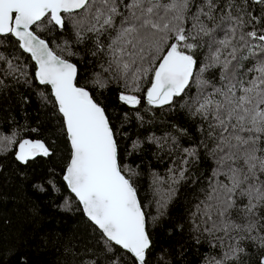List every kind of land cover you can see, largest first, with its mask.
<instances>
[{
	"label": "snow or ice",
	"instance_id": "1",
	"mask_svg": "<svg viewBox=\"0 0 264 264\" xmlns=\"http://www.w3.org/2000/svg\"><path fill=\"white\" fill-rule=\"evenodd\" d=\"M69 24L71 38L57 44L65 58L50 44ZM82 54L99 68L83 85L71 59ZM9 76L43 86L41 103L50 105L56 139L67 152L63 180L82 212L83 232L40 240L51 248L63 241L61 255L72 254L64 264H176L170 248L153 243L150 213L134 183L140 173L124 162L118 131L88 87L105 89L111 82L122 89L121 104L137 109L141 125L142 101L148 110L179 104L199 133L189 147L168 130L147 138L171 162L167 176L154 174L152 223L165 216L191 168L202 156L210 158L215 166L207 185L189 202L187 219L175 225L177 245L183 248L187 233L208 245L200 264H264V0H0V84ZM14 136L0 133V154L11 151ZM56 139L20 140L17 171L54 156ZM139 147L133 143V150ZM32 188L48 191L42 184ZM26 210L39 215L34 204ZM27 247L7 249L10 264H31Z\"/></svg>",
	"mask_w": 264,
	"mask_h": 264
},
{
	"label": "trees",
	"instance_id": "2",
	"mask_svg": "<svg viewBox=\"0 0 264 264\" xmlns=\"http://www.w3.org/2000/svg\"><path fill=\"white\" fill-rule=\"evenodd\" d=\"M68 29L69 31L64 33L58 41L50 44L58 55H63L65 58L68 57L60 51L57 44L63 45L66 39L71 38V24L68 25ZM71 59L78 66L81 85L85 80L90 82L99 72V68L94 66V58L90 55L82 54ZM28 60L25 71L31 77L34 75V64L30 58ZM18 63L23 66V61ZM88 87L94 99L105 107L118 131L117 140L120 143L124 162L140 173L134 178V183L144 210L150 213L149 231L156 249L170 248L176 264H200L202 256L208 250L207 243L196 244L185 233L181 249L177 245L181 237L175 225L187 219L189 202L200 194L198 190L201 185H207L205 177L211 176L215 162L202 156L200 162L191 168L190 179L180 185L165 216L158 222L152 223V216L157 214L154 174L161 177L167 176V169L171 166V162L166 155L158 153L156 146L149 144L147 139L152 135L161 136L165 130H168L179 136L183 147L194 146L199 138L196 126L179 108V104L171 111L167 108L148 110V106L143 101L139 111L145 117V121L141 125L136 117L137 109L123 105L119 101L118 95L122 89L118 84L111 82L107 88L100 89L93 88L89 83ZM43 90V86L37 85L34 81L25 83L21 77L20 82H17L11 76L6 77L5 83L0 84V130L3 131L0 133L7 134L15 131L18 134L16 139H18L20 135L25 136L31 132L34 135L46 137L47 143L51 144L59 133L55 119L49 111L50 105L45 107L41 103L40 92ZM135 94L143 96V92ZM173 125H179L180 128L186 129L187 133L185 135L176 133L172 128ZM33 128L40 131L33 132L31 131ZM134 142L140 144V147L135 150H133ZM56 143L60 147L54 149V156L41 157L35 161H29L27 165L19 166L23 169V174L17 171L18 164L9 152L6 155L0 154V167L3 169V175L0 176V195H2L0 198V253H4L0 257V264H10L6 250L13 246L19 247L22 243L29 246L26 251L29 253L31 264H64L66 259L72 257L69 252L61 255L64 248L63 241L56 248L40 245V240L50 233L57 235L64 233L70 236L77 230L83 232L80 224L82 212L77 210L74 197L65 188L61 179L64 167L63 157L67 155V152L61 140L56 139ZM129 152H132V155H128ZM161 156L164 158L161 159ZM197 176L200 177L199 180L196 179ZM33 184H42L48 191H35L32 188ZM50 186L55 188L53 194L49 191ZM44 197L49 198L46 200ZM65 198L66 201L71 202L70 207L64 206ZM29 204H34L39 209L38 216L33 217L31 212L26 210Z\"/></svg>",
	"mask_w": 264,
	"mask_h": 264
},
{
	"label": "rangeland",
	"instance_id": "3",
	"mask_svg": "<svg viewBox=\"0 0 264 264\" xmlns=\"http://www.w3.org/2000/svg\"><path fill=\"white\" fill-rule=\"evenodd\" d=\"M0 132H3L2 130H0ZM13 133H15V136H14V139H15V144H13L12 146V148H11V151L9 152L12 156L11 157H13V159H14V153L18 150V145H19V142H20V140H22V139H41V140H44V141H46V137H42V136H40V135H34L33 133H31V132H29L27 135H25V136H21L20 135V137L18 138V139H16V137H18V134L15 132V131H13V132H11V133H7V134H5V133H2L3 134V136H12L13 135ZM47 142V141H46ZM39 158H41V157H37L36 159H34V160H31V161H35V160H37V159H39ZM49 191L53 194V192L55 191V188H54V186L52 187V186H50V188H49ZM47 196H49L48 195V193H45ZM44 198H46V197H44ZM49 197H47L46 198V200L48 199ZM65 201H66V198L64 199V201H63V204H65ZM65 206V205H64Z\"/></svg>",
	"mask_w": 264,
	"mask_h": 264
},
{
	"label": "water",
	"instance_id": "4",
	"mask_svg": "<svg viewBox=\"0 0 264 264\" xmlns=\"http://www.w3.org/2000/svg\"><path fill=\"white\" fill-rule=\"evenodd\" d=\"M32 63H33V62H32ZM33 64H34V63H33ZM61 179H62V182H63L65 188L67 189L66 183H65L64 180H63V173H62ZM67 190H68V189H67ZM68 191L70 192V190H68Z\"/></svg>",
	"mask_w": 264,
	"mask_h": 264
}]
</instances>
